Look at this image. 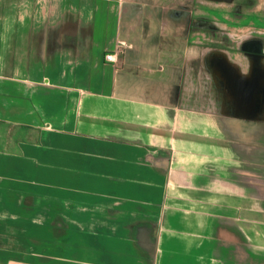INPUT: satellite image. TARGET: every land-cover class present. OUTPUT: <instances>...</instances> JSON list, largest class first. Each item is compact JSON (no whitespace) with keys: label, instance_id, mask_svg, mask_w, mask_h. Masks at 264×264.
<instances>
[{"label":"crops","instance_id":"obj_1","mask_svg":"<svg viewBox=\"0 0 264 264\" xmlns=\"http://www.w3.org/2000/svg\"><path fill=\"white\" fill-rule=\"evenodd\" d=\"M0 264H264V0H0Z\"/></svg>","mask_w":264,"mask_h":264},{"label":"built area","instance_id":"obj_2","mask_svg":"<svg viewBox=\"0 0 264 264\" xmlns=\"http://www.w3.org/2000/svg\"><path fill=\"white\" fill-rule=\"evenodd\" d=\"M120 52H121V50H120L119 47L116 48L113 52H107L105 54V56H104L105 62L110 63V64H114L115 61H116V58L115 57Z\"/></svg>","mask_w":264,"mask_h":264}]
</instances>
